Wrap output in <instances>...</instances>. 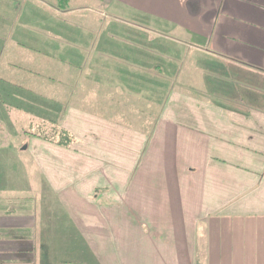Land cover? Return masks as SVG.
<instances>
[{"label":"crops","instance_id":"0c3cea01","mask_svg":"<svg viewBox=\"0 0 264 264\" xmlns=\"http://www.w3.org/2000/svg\"><path fill=\"white\" fill-rule=\"evenodd\" d=\"M0 93V264H264V0H0Z\"/></svg>","mask_w":264,"mask_h":264},{"label":"trees","instance_id":"16d2710c","mask_svg":"<svg viewBox=\"0 0 264 264\" xmlns=\"http://www.w3.org/2000/svg\"><path fill=\"white\" fill-rule=\"evenodd\" d=\"M70 0H56V5L58 8H61V9H64L67 7L68 3H69ZM56 127H54L52 129V133L57 129H55ZM57 132H59V138H60V141L63 142L64 144H67L68 141H69V135L66 131L64 130H58Z\"/></svg>","mask_w":264,"mask_h":264},{"label":"rangeland","instance_id":"374dc122","mask_svg":"<svg viewBox=\"0 0 264 264\" xmlns=\"http://www.w3.org/2000/svg\"><path fill=\"white\" fill-rule=\"evenodd\" d=\"M77 1H78V0H77ZM0 95H1L2 97H5L6 94H4V93H0ZM3 112L6 113L7 110L3 109ZM15 127H18V126L15 125ZM53 128H54L53 126H49V127L46 128V130H44V131H45L46 134H51Z\"/></svg>","mask_w":264,"mask_h":264}]
</instances>
